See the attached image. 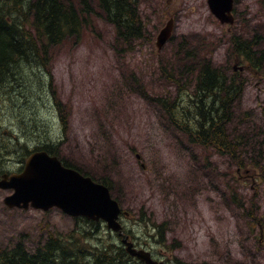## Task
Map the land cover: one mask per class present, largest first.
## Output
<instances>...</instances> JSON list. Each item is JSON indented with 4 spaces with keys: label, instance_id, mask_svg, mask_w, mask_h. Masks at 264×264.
I'll list each match as a JSON object with an SVG mask.
<instances>
[{
    "label": "rangeland",
    "instance_id": "obj_1",
    "mask_svg": "<svg viewBox=\"0 0 264 264\" xmlns=\"http://www.w3.org/2000/svg\"><path fill=\"white\" fill-rule=\"evenodd\" d=\"M138 3L148 37L132 51L117 53L113 28L97 21L95 31L54 49L48 69L31 76L25 93L31 100H20L15 112L12 103L0 109V147L10 146L1 153L0 170L15 173L22 166L26 153L15 150L11 139L22 135V120L29 114L60 143L62 159L91 172L94 180L113 183V197H120L129 214L122 223L130 239L154 258L168 264H264L261 229L257 222L251 225L253 217L264 223V73L254 75L249 62L233 60L229 41L232 35L247 42L256 37L257 49L264 51V0H234L231 26L211 14L207 0ZM169 20L173 43L158 50L156 37ZM183 37L186 44L179 52ZM203 59L226 65L228 74L240 68L243 88L227 133L232 143L238 135H247L249 143L236 158L191 143L158 101H172L181 92L168 77L171 69L181 77ZM251 159L257 168L248 164ZM241 162L249 165L246 172ZM8 194L0 191V246H13L24 237L33 251L48 233L65 236L80 227L93 231L56 209L49 214L7 209L2 201ZM162 223L164 243H159L152 224ZM114 241L119 244L100 224L90 244Z\"/></svg>",
    "mask_w": 264,
    "mask_h": 264
},
{
    "label": "trees",
    "instance_id": "obj_2",
    "mask_svg": "<svg viewBox=\"0 0 264 264\" xmlns=\"http://www.w3.org/2000/svg\"><path fill=\"white\" fill-rule=\"evenodd\" d=\"M140 14L138 0H0V109L12 103L11 111L15 112L20 100H31L25 94L31 76L41 69H48L54 49L71 40L76 42L85 31H95L97 21L113 28V47L117 53L132 51L134 44L148 37ZM185 40L183 37L179 42V52L184 48ZM229 41L233 60L249 62L254 75L264 73V51L257 49L256 37L247 42L241 36L232 35ZM185 59L189 62V51L185 53ZM225 68L226 65L217 66L203 59L196 68L188 66L181 77L171 69L168 77L175 80L181 92L172 101H158L191 143L236 158L239 149L249 143L248 136L238 135L232 143L227 129L235 120L234 107L243 84L238 73L240 68L230 74ZM58 112L64 126L60 107ZM37 119L39 125L31 115L25 116L22 120L25 129H21L22 135L18 134V139H11L12 146L27 155L31 152V144L37 143L33 150H44L61 157L57 148L60 143H55L45 129H40L41 122ZM252 124L251 120L249 125ZM28 126L37 130L26 133ZM46 139L50 142H45ZM9 149L10 146L0 147V155ZM256 154L261 156L260 151ZM63 161L86 176L92 174L65 159ZM248 164L254 168L258 166L252 159ZM244 167V162L239 163V168ZM261 178L264 181V174ZM95 181L108 186L112 193L114 186L108 178ZM115 199L121 202L119 196ZM82 220L93 231L80 227L82 231L75 229L65 236L48 233L44 240L37 242L33 251L27 249L24 237L11 247L0 246V264H133L123 246L115 241L92 246L90 242L99 231L100 223L74 219L75 222ZM152 225L158 242L164 243L166 223Z\"/></svg>",
    "mask_w": 264,
    "mask_h": 264
},
{
    "label": "water",
    "instance_id": "obj_3",
    "mask_svg": "<svg viewBox=\"0 0 264 264\" xmlns=\"http://www.w3.org/2000/svg\"><path fill=\"white\" fill-rule=\"evenodd\" d=\"M207 4L212 15L221 24L233 23V0H207ZM172 28V22H169L159 32L156 38L158 49L168 41ZM0 189L13 190L3 201L8 208L27 210L31 207L48 211L55 207L70 217L103 220L108 229L118 234L131 257L146 264H163L152 261L149 252L134 248L132 242L128 241V236L122 233L118 223L121 210L106 186L63 166L56 157L49 156L44 151L32 153L21 173L3 175Z\"/></svg>",
    "mask_w": 264,
    "mask_h": 264
},
{
    "label": "flooded vegetation",
    "instance_id": "obj_4",
    "mask_svg": "<svg viewBox=\"0 0 264 264\" xmlns=\"http://www.w3.org/2000/svg\"><path fill=\"white\" fill-rule=\"evenodd\" d=\"M175 261H176L175 264H188V263L182 262V261H180V260H175Z\"/></svg>",
    "mask_w": 264,
    "mask_h": 264
},
{
    "label": "bare ground",
    "instance_id": "obj_5",
    "mask_svg": "<svg viewBox=\"0 0 264 264\" xmlns=\"http://www.w3.org/2000/svg\"><path fill=\"white\" fill-rule=\"evenodd\" d=\"M13 264V263H12ZM20 264V263H19Z\"/></svg>",
    "mask_w": 264,
    "mask_h": 264
}]
</instances>
